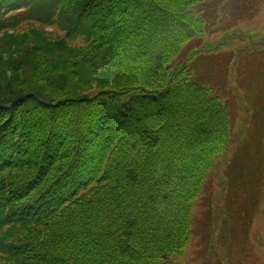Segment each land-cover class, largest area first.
<instances>
[{
  "label": "trees",
  "instance_id": "obj_1",
  "mask_svg": "<svg viewBox=\"0 0 264 264\" xmlns=\"http://www.w3.org/2000/svg\"><path fill=\"white\" fill-rule=\"evenodd\" d=\"M263 7L0 0V264H182L193 231L206 264H252L264 34L238 25Z\"/></svg>",
  "mask_w": 264,
  "mask_h": 264
},
{
  "label": "rangeland",
  "instance_id": "obj_2",
  "mask_svg": "<svg viewBox=\"0 0 264 264\" xmlns=\"http://www.w3.org/2000/svg\"><path fill=\"white\" fill-rule=\"evenodd\" d=\"M264 7L261 9L260 13L257 14L258 17H256V19L254 21H245V23H240L242 25H238L239 28H242L243 30H250V29H255V28H259L264 34ZM246 26V27H245ZM215 39H213L212 41H214ZM209 41V40H208ZM211 42V41H210ZM55 56H59V53H57ZM54 56V59H55ZM1 59H5L7 60L8 57L5 54L0 53V60ZM56 60V59H55ZM53 63V61L51 62ZM41 71L43 70V67L40 69ZM56 73H58V71H55ZM28 72H26L25 74H23V77L19 76V80L18 81H9V84H11V88H19L22 91H29L28 89H30L31 85H33L34 83V79L31 78H26V74ZM43 73V72H42ZM10 72L6 73V77L11 78ZM13 76V75H12ZM79 76L84 79V80H89L90 74H89V70H82V73L79 74ZM44 75L42 76V78L38 79L39 84L42 86L43 89H48L49 85L47 83V81L44 79ZM2 80L3 77L0 78V85L2 84ZM22 80V81H21ZM27 81V82H26ZM104 81V78H102L100 80V82ZM22 83L23 86H17V84ZM83 84H88L89 87L91 88H97L101 85H96L94 83L93 80H90L89 82L86 81L82 82ZM103 83V82H102ZM16 85V86H14ZM25 87H29V88H25ZM103 87V86H101ZM5 91V90H4ZM224 101L227 103L229 101V96L226 93L223 96ZM244 113V114H243ZM243 115H245V112H241L240 111V117H243ZM212 188V186H211ZM213 190V188H212ZM216 192V198L215 201H217L220 197H224V193L219 194L220 191H217V188L215 190ZM251 194H249L248 196H246V198H249L251 200L254 201V206L252 209H248V214H249V222H251L252 220H254L255 218H257V221L255 223V225H252V227L254 226V231L249 229L248 225L246 228H243V225L239 224L238 227H240L241 229L244 230V232L236 237H234V241L236 242L235 245L240 244V248L242 247H250L252 249V264H261L264 261V188L263 186L261 187H256L253 188L251 190ZM259 192V193H258ZM195 213V218L194 219H200L199 215L202 213V209L201 208H196L194 210ZM216 216V214H215ZM240 216L243 217L241 222L245 221V216L244 214H241ZM219 219V223L221 222V220H223L222 218H217ZM246 226V225H245ZM259 233L261 234L262 237H260ZM219 242L216 240L214 242V245L218 244ZM233 245V246H235ZM218 247V245H216ZM205 247L200 244L198 236L195 234V232L193 231V236H192V240L191 242L188 244L187 246V250L184 256V260L182 264H206L207 262V257L209 256V251L206 253L205 252ZM219 249V247H218ZM221 250V249H220ZM207 255V256H206ZM248 259V258H247ZM256 262V263H255Z\"/></svg>",
  "mask_w": 264,
  "mask_h": 264
}]
</instances>
